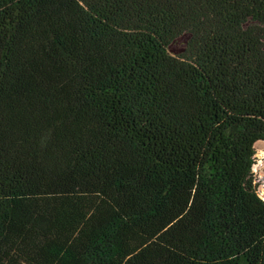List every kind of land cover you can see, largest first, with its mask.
<instances>
[{"label": "trees", "instance_id": "obj_1", "mask_svg": "<svg viewBox=\"0 0 264 264\" xmlns=\"http://www.w3.org/2000/svg\"><path fill=\"white\" fill-rule=\"evenodd\" d=\"M260 143L264 0H0V264H264Z\"/></svg>", "mask_w": 264, "mask_h": 264}, {"label": "rangeland", "instance_id": "obj_2", "mask_svg": "<svg viewBox=\"0 0 264 264\" xmlns=\"http://www.w3.org/2000/svg\"><path fill=\"white\" fill-rule=\"evenodd\" d=\"M189 34H184L170 45L168 51L173 56H179L184 53L189 41ZM260 185V196L264 199V143L256 145V164L253 169Z\"/></svg>", "mask_w": 264, "mask_h": 264}, {"label": "built area", "instance_id": "obj_3", "mask_svg": "<svg viewBox=\"0 0 264 264\" xmlns=\"http://www.w3.org/2000/svg\"><path fill=\"white\" fill-rule=\"evenodd\" d=\"M256 183L258 184V180H257V177H256ZM259 185V184H258ZM259 188H260V185H259ZM259 194H260V189H259Z\"/></svg>", "mask_w": 264, "mask_h": 264}]
</instances>
